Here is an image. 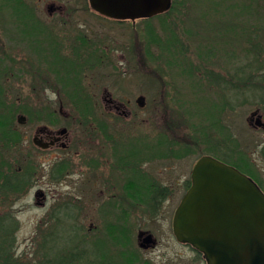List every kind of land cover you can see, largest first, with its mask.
<instances>
[{
	"label": "rangeland",
	"instance_id": "rangeland-1",
	"mask_svg": "<svg viewBox=\"0 0 264 264\" xmlns=\"http://www.w3.org/2000/svg\"><path fill=\"white\" fill-rule=\"evenodd\" d=\"M25 3L34 15L26 16L24 9L17 11V17L6 9L0 14V58L4 59L0 95L7 103L0 112L14 116V127L23 136L13 150L4 147L0 137V156L18 173L11 172V181L25 175L29 180L23 193L11 188L7 196L0 190L6 201L1 208L12 213L11 225L16 228V254L41 262L51 257L48 248L58 253L67 246L71 254L79 244L80 250L96 255L99 247L94 245L99 240L101 251L109 254L107 245L113 239L106 228L114 219L101 208L122 201L127 250L133 253L134 264H144L143 260L195 264L193 254L175 243L172 230L174 210L185 190L171 195L161 213L151 211L149 197L148 202L136 204L130 198V184L119 179L117 190L123 197H107L101 193L105 187L100 159L106 147L115 148L113 141L118 138L132 143L131 136H137L133 143L139 152L148 149L149 138H155V163L143 167L150 164L170 181L182 171V179L189 180L201 156L213 155L225 162L220 157L230 153L227 158L237 161L240 151L252 164V175L246 174L264 192V129L249 122L257 109L264 113V0H177L164 17L136 22L106 19L90 8L89 0ZM18 20L35 33H23L29 27ZM55 48L62 54L58 66L51 57L44 58ZM72 61L79 65L80 80L70 95L72 84L65 82L64 71L72 68ZM105 94L132 113H107ZM140 97L147 101L144 109L136 103ZM87 100L90 103H75ZM19 115L27 121L20 124ZM44 125L67 128L73 139L70 149L42 152L33 138ZM104 126L109 131L102 134ZM58 156L67 159L70 168L52 172V164L61 160ZM169 158L182 161H162ZM170 184L175 188L174 182ZM38 189L49 194L46 208L36 203ZM69 205L70 217L64 210L56 211ZM140 234L154 236L157 247L140 248ZM121 239L118 236L115 242ZM114 250L111 247L117 256ZM119 258L122 264L130 261L129 255Z\"/></svg>",
	"mask_w": 264,
	"mask_h": 264
},
{
	"label": "water",
	"instance_id": "water-1",
	"mask_svg": "<svg viewBox=\"0 0 264 264\" xmlns=\"http://www.w3.org/2000/svg\"><path fill=\"white\" fill-rule=\"evenodd\" d=\"M89 3L106 17L135 21L169 11L172 1L89 0ZM26 120L25 115L18 116L20 124ZM257 122L264 126L261 117ZM34 143L42 146L37 137ZM191 179V187L174 214L176 238L203 253L207 264H264L261 187L238 168L207 155L196 162ZM151 238L147 236L144 242H151Z\"/></svg>",
	"mask_w": 264,
	"mask_h": 264
},
{
	"label": "flooded vegetation",
	"instance_id": "flooded-vegetation-1",
	"mask_svg": "<svg viewBox=\"0 0 264 264\" xmlns=\"http://www.w3.org/2000/svg\"><path fill=\"white\" fill-rule=\"evenodd\" d=\"M103 100H104L105 108L107 109V113L115 112V113L120 114L121 112V113H124V115L126 116L132 113L129 110L128 106H125L117 102L109 94H105L103 96ZM136 103L139 105L141 109L146 108L147 101L144 97L137 98ZM129 106H130V102H129ZM122 108L126 110L120 111ZM252 114L249 118L250 125L263 130L264 126L258 125L257 118L261 117V119L264 122V113H262L260 109H257L255 115H252ZM106 131H109V127H106V126L101 127L102 134L105 133ZM35 137H37V139L42 144V146L40 145L38 146V148L42 152H52V151H56L57 149L68 151L70 149V146L73 140L67 128L65 131H62V129L55 130L51 128V126L49 125L48 126L44 125L41 128H39L36 131L34 138ZM136 138L137 136L135 137L131 136V140H133L132 143L131 142L124 143V137L118 138L119 142L117 139L113 141L114 143L113 146H115V148H111V151H109L107 147L104 149V152L101 156L100 164H99V168L101 172L103 173V176L101 175V183L105 187V189L102 190L101 193L102 194L107 193V197H110V198L123 197L124 194L121 192L122 193V196H121L120 192L117 190L118 189L117 180L119 179L120 181L122 180L123 183L128 182L130 184L131 189H132V191L129 192L130 194L136 193L138 196L149 197L152 202V207L150 208L151 211L155 213H161L165 211L168 203L171 202L172 200L171 195L173 196L177 190H185L184 195L187 193V191L189 190L191 186V182H192L191 175H190L189 180L187 178L182 179V176H184L183 175L184 173L180 171L178 173V176L175 175L174 178H172L170 181L164 177L165 175H160V174H165V173H163L162 171L156 172L155 169L151 168L153 166L150 167V164L148 168L145 169L143 167L144 164L151 163V162L155 163V160H156L155 145H154L155 138H149L151 140V143L148 149H142L143 152H139V149L137 147L138 144L136 145L135 143H133L136 140ZM129 139L130 138H127L126 140H129ZM45 144H47V147L44 146ZM108 156H110L111 158H108ZM139 156H143L144 158H139ZM58 159H61V160L59 162H54L52 164L54 166L52 172H56V171L62 172L65 168L67 169L70 168V166L68 165L70 163L68 162L67 159L60 157V156H58ZM170 160H174L175 163H177V161H182L178 158L163 159L162 161H170ZM65 165H68V166H65ZM176 166H177L176 164L172 165V170L176 171ZM55 169L56 171H54ZM157 173H159L160 176H157L156 178ZM61 175L63 176V173ZM173 182L175 183L174 185L175 188H173L170 184ZM129 193H126L125 196L129 197L130 196ZM35 199L38 205H40L43 208H46L48 199H49V194L45 192L43 189H38L35 192ZM155 202L157 203V205H155ZM133 207H137V206H133ZM101 209H102L101 212H103L107 217L108 215L113 217L114 222L116 224L121 225L123 223V220L125 218V212H124L125 209L123 208L122 201H116L115 204L113 203L112 205L109 204L105 208L104 206H102ZM176 209L174 210V214H175ZM59 210H64L65 212L64 215L68 217L71 216L70 215V205L67 207H60V208L58 207L56 209L57 212H59ZM174 214L172 217V230H173ZM139 237H140V239H138L139 247L142 249L152 250V249H155L158 245V241L156 240L154 236L151 238V242H144V239L147 237V234H140ZM174 241L179 247L193 254V256L195 257L193 259L195 264H203V263L207 264L203 255L200 254L198 251H196L188 243L179 241L175 237V235H174ZM107 246L109 247V250H108L110 252L109 254H107V251L103 253V251H101V247L96 246L99 248L96 249L95 247L96 255L89 254V261H90L89 263L90 264H93V263L94 264H122L119 258L120 255L122 254L121 251L124 250V248H122V245L119 244V242L116 243L115 240H112V242ZM111 247L114 248L115 249L114 251L118 253L117 256H114V254L111 252ZM107 255L110 257L107 258ZM93 258H95L94 259L95 261H92ZM138 261H140V257L136 260V262ZM142 263L152 264L150 260H143ZM127 264H134V259H132L131 261H127Z\"/></svg>",
	"mask_w": 264,
	"mask_h": 264
},
{
	"label": "trees",
	"instance_id": "trees-1",
	"mask_svg": "<svg viewBox=\"0 0 264 264\" xmlns=\"http://www.w3.org/2000/svg\"><path fill=\"white\" fill-rule=\"evenodd\" d=\"M176 2H177V0L173 1V3H176ZM231 6H233V5H231ZM9 8L12 9L13 11L9 12ZM5 9L7 10L8 14H11L12 16H15V17H17V15H18L17 11H20L21 9H24L27 12L26 16H28V15L32 16L35 13V12L33 13V10L27 6V4L25 3V0H0V14H2L1 12H3ZM247 10L249 11V8H247ZM240 13L237 14V16H239ZM235 14H236V12H235ZM165 15H167V14L161 15L160 17H164ZM148 20H150V19H148ZM20 23L27 26V23H25L24 21H22ZM27 28H28V30L21 28L23 30V33H25L27 35H31V33H35L34 28H31V26H27ZM56 50H57V48L52 49L50 51L49 55H44V58L46 60H48L49 57H51L53 63L58 66V63L60 62L59 56L60 55L62 56V54L60 53V51L58 53ZM3 60L4 59L0 58V70H1V62ZM73 63L74 62L72 61V68L69 67V69H65V71H64L67 74V76L65 78V82L72 84V87H70L71 88L70 95L72 93H74L73 87L76 86L75 83H78L80 80V78L78 76L76 77V75L78 74L77 71L80 70L77 68L79 65L76 64V66H74ZM59 70H60L59 68L56 69L57 72ZM59 72H62V70H60ZM69 76H71L70 79L68 78ZM57 78L59 80L61 79L60 76H58ZM80 91H83V89H80ZM0 94H1V91H0ZM1 99L2 98L0 95V109H2V111H3L4 109L7 108V103ZM75 103L87 104L90 102L89 101L88 102H86V101H75ZM6 116H8L7 113L0 112V137H1V140H3L4 147H6L10 150H13L21 144L23 136L19 132V130H17L14 127L13 120H12L14 118V116L9 115L10 118H8ZM167 147H169V146H167ZM167 147L165 149H167ZM215 147H218V146L215 145ZM235 149H236V147H235ZM191 150L188 149L187 154H190L192 152ZM159 151L162 152V155H163V153H166L165 151H161V150H159ZM237 152L239 153L237 161H234L232 159L227 158V156L230 153H226L227 156L225 154L224 157H220V158H222L225 162L236 166L238 169L242 170L243 172L252 175L251 174L252 164H251V161L249 160V157H247L244 152L243 153L240 151H237ZM262 152L264 153V149L262 150ZM0 163H1V165H0L1 166L0 167V183L2 184V185H0V190L1 191L5 190V193L7 194V196L10 194L9 190H11V188L15 192L16 191H19L21 193L25 192L26 191L25 189H26L27 185L29 184L28 177L26 175H25V177H22V178L16 177L14 181H11V179H10L11 172L14 174H18V173L14 170L11 163H9L4 158L3 155L0 156ZM130 198H133V200L136 204H138L139 202H144L146 200L148 202V199H150L148 197L138 196L136 193H132ZM4 202H6V201H4V199L2 200L0 197V264H90L89 263L90 262L89 261V251L88 250L87 251L80 250L79 244L76 245L75 251L72 252L71 254L67 253L68 252L67 249L70 248L67 246H65L62 250H59L58 253H56V252L51 253L50 252L51 248H48V250H46V252H47V255H49L51 257L47 256V259L45 261H41V262L33 260V259H32L33 261L27 260L23 257L18 256L16 254V251H15L17 248L16 243H15L16 242V238H15L16 228L14 227V225L13 226L11 225L12 223H11L10 219H11L12 213L10 211L9 212L3 211L1 208L3 206V204L5 205ZM117 205H119V204H117ZM124 212H125V216H126V210ZM125 222L123 220V223L121 225L114 224V223H108L106 230H107V236H110L113 240H115V238L118 236L123 237V239L120 240L119 244H121L122 248H124L125 250L121 251V253L125 254V255H129L130 256L129 260L131 261L134 258H133V256H131V255H133V253L127 250V247L129 246L127 244L128 236L126 234L128 232L127 231L128 228L125 225ZM95 246L100 247L101 246V240L96 242ZM94 259L95 258H93L92 261H95ZM96 260H98V259H96ZM134 261H135V259H134Z\"/></svg>",
	"mask_w": 264,
	"mask_h": 264
}]
</instances>
